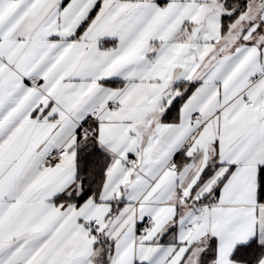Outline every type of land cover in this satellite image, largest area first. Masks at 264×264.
<instances>
[{
	"label": "snow or ice",
	"instance_id": "obj_1",
	"mask_svg": "<svg viewBox=\"0 0 264 264\" xmlns=\"http://www.w3.org/2000/svg\"><path fill=\"white\" fill-rule=\"evenodd\" d=\"M0 264H264V0H0Z\"/></svg>",
	"mask_w": 264,
	"mask_h": 264
}]
</instances>
